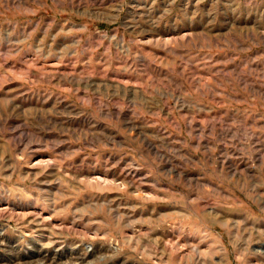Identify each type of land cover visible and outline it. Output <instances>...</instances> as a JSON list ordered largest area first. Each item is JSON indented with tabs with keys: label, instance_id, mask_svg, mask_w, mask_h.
Returning <instances> with one entry per match:
<instances>
[{
	"label": "rangeland",
	"instance_id": "rangeland-1",
	"mask_svg": "<svg viewBox=\"0 0 264 264\" xmlns=\"http://www.w3.org/2000/svg\"><path fill=\"white\" fill-rule=\"evenodd\" d=\"M0 203V264H264V0H0Z\"/></svg>",
	"mask_w": 264,
	"mask_h": 264
},
{
	"label": "bare ground",
	"instance_id": "bare-ground-1",
	"mask_svg": "<svg viewBox=\"0 0 264 264\" xmlns=\"http://www.w3.org/2000/svg\"><path fill=\"white\" fill-rule=\"evenodd\" d=\"M41 161H43V160H41ZM47 161V160H46ZM47 162H49V161H47ZM3 201V200H2ZM8 206V205H7ZM7 206H5L4 204H2V203H0V218H6V217H13V216H17V217H20V213H14V211H10V209L8 210V207ZM31 213H28V215H30ZM24 216H26V214H23ZM37 215H38V213H37ZM34 216V215H33ZM14 218V217H13ZM27 220V219H26ZM25 220V222L27 223V221ZM38 220V219H37ZM47 219H45V218H42V223H45V221H46ZM22 221V220H21ZM8 222V221H7ZM32 224V223H31ZM35 225V224H34ZM45 225V224H44ZM4 226H5V224L3 223V222H1L0 223V244L1 243H3V242H5V236H3L2 235V229L4 228ZM41 226V225H40ZM43 226V225H42ZM59 228H60V226H58ZM73 227V226H72ZM64 228V227H63ZM25 229V228H24ZM54 229V228H53ZM55 230V229H54ZM25 232V231H24ZM41 234V233H40ZM59 234V233H58ZM37 235H39V234H37ZM43 235V234H42ZM51 235V234H50ZM45 237H47V236H45ZM26 238V235L25 234H22V235H20V236H18V238H17V245H21V241L23 240V239H25ZM52 238V237H51ZM51 238H49L50 240H51ZM54 238V237H53ZM45 239H47V238H45ZM57 239V238H56ZM58 240V239H57ZM4 245V244H3ZM34 245H36L35 243H34ZM94 245V244H93ZM36 246H38L39 248L36 250L37 252H38V254H41V255H43V260H44V262H43V264H52V262H51V259L49 258V256H48V254H50V253H53V250H52V248L50 247V244H48V243H46V244H40V246L39 245H36ZM79 246V245H78ZM84 248V247H83ZM73 251H79V250H81V248L80 247H76V248H71ZM5 250V249H4ZM57 253V252H56ZM84 253V252H83ZM55 255V254H54ZM79 258H80V256H79ZM54 261V260H53ZM7 262V261H6ZM37 263V262H36ZM11 264H20L19 262H16V263H11ZM38 264V263H37Z\"/></svg>",
	"mask_w": 264,
	"mask_h": 264
}]
</instances>
